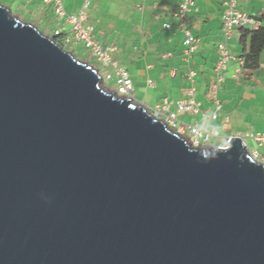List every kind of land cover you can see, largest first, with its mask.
<instances>
[{"label": "water", "instance_id": "water-1", "mask_svg": "<svg viewBox=\"0 0 264 264\" xmlns=\"http://www.w3.org/2000/svg\"><path fill=\"white\" fill-rule=\"evenodd\" d=\"M0 264H264V163L193 147L0 3Z\"/></svg>", "mask_w": 264, "mask_h": 264}, {"label": "crops", "instance_id": "crops-1", "mask_svg": "<svg viewBox=\"0 0 264 264\" xmlns=\"http://www.w3.org/2000/svg\"><path fill=\"white\" fill-rule=\"evenodd\" d=\"M12 1L41 9L44 22L57 25L52 8L42 0ZM180 1L94 0L89 14L97 40L102 45L113 46L120 66L131 74L136 102L153 110L169 101L173 109L174 101L185 97L194 83L202 113L181 114L180 125L198 124L203 129L217 131L206 145L223 146L228 138L243 136L249 147L264 157V145L259 146L247 137L249 133L264 135V47L255 59L251 58V36L244 29H236L227 42L236 59L221 70L214 92L218 46L224 40L223 0H196V7L188 13V28L199 39L190 61L183 54L184 35L177 29L178 21L174 17ZM82 4L83 0H64L70 13H77ZM237 8L260 19L264 27V0H239ZM62 23L69 30L70 24ZM165 24H171L172 28L167 29ZM189 71L197 72L194 82L188 78ZM148 80H152L151 86ZM218 104L221 108L213 119Z\"/></svg>", "mask_w": 264, "mask_h": 264}, {"label": "built area", "instance_id": "built-area-1", "mask_svg": "<svg viewBox=\"0 0 264 264\" xmlns=\"http://www.w3.org/2000/svg\"><path fill=\"white\" fill-rule=\"evenodd\" d=\"M45 5L52 8L53 13L58 21L54 27L53 36H63L64 45L77 48L82 45L84 49L89 51V55L97 60L99 66L105 71L102 76V84L109 91H114L118 96L133 97L134 81L128 70L121 67L119 61L114 56L115 48L109 45H102L96 38L95 25L93 24L89 8L94 0H83V4L77 13H70L66 10L64 0H42ZM239 0H223L224 12L222 14V28L224 40L218 46L219 61L217 64V74L213 83V90L216 92L218 82L221 79V70L226 69L227 65L236 59V56L230 53L227 42L233 36L236 29L258 30L262 27V21L258 18L250 16L248 13L238 10L237 3ZM196 7V0H181L180 4L174 13L177 19V29L184 35V51L185 58L190 61L198 49L199 39L188 28V13ZM62 21L69 23V30ZM167 29H171V24H165ZM67 30V31H66ZM66 32V34H64ZM165 55L164 57H166ZM188 78L194 82L197 76L196 71H189ZM153 84L152 80H148V85ZM194 84V83H193ZM192 84L187 92V95L181 99L174 101V107L171 108V103L165 101L162 105L154 108L152 114L162 119L171 129L183 135L193 147H201L215 135L217 131H210L201 128L198 124L182 127L180 125L179 116L181 114L200 115L202 113L201 102L196 97V87ZM215 99V95L213 96ZM221 106L217 105L216 112L212 118L217 117ZM184 126V125H183ZM243 143L258 162L264 163V157L256 150L249 147L245 137L240 136ZM247 137L253 138L257 145H264V135L249 133ZM228 138L225 145L228 147L231 141Z\"/></svg>", "mask_w": 264, "mask_h": 264}, {"label": "rangeland", "instance_id": "rangeland-1", "mask_svg": "<svg viewBox=\"0 0 264 264\" xmlns=\"http://www.w3.org/2000/svg\"><path fill=\"white\" fill-rule=\"evenodd\" d=\"M0 3L8 6L11 9V12L15 16H19L20 19L27 23H33L36 25L42 32H44L47 35L53 36L54 34V25H49L44 22L41 15V9L36 10L33 6L27 8L24 5L18 4V2H14L12 0H0ZM60 41L62 38H59ZM68 49L74 50L76 53H74L77 57H79L82 60H85L89 62L90 64H93L96 67H99V64L96 59L91 57L89 54V51L84 49L82 45L78 46L77 48H73L72 46H69ZM101 72L104 74L105 71L102 70ZM105 88L106 86L103 85Z\"/></svg>", "mask_w": 264, "mask_h": 264}, {"label": "trees", "instance_id": "trees-1", "mask_svg": "<svg viewBox=\"0 0 264 264\" xmlns=\"http://www.w3.org/2000/svg\"><path fill=\"white\" fill-rule=\"evenodd\" d=\"M244 30L251 36V46H250L249 56L255 59L257 52L264 47V27L262 26L258 30H248V29H244ZM53 37L57 42L61 43L66 49H68L63 43L64 42L63 36H53ZM59 38H62V40L60 41Z\"/></svg>", "mask_w": 264, "mask_h": 264}, {"label": "clouds", "instance_id": "clouds-1", "mask_svg": "<svg viewBox=\"0 0 264 264\" xmlns=\"http://www.w3.org/2000/svg\"><path fill=\"white\" fill-rule=\"evenodd\" d=\"M54 27H55V25H54ZM66 33V32H65ZM49 36H51V35H49ZM51 37H53V36H51ZM54 38V37H53ZM55 39V38H54ZM59 43V42H58ZM61 44V43H60ZM62 45V44H61ZM63 46V45H62ZM64 47V46H63ZM65 48V47H64ZM68 48V47H67ZM66 49V48H65ZM66 50H68V49H66ZM68 51H70V52H72L73 54L74 53H76L74 50H68ZM75 55V54H74ZM76 56V55H75ZM77 57V56H76ZM77 58H79V57H77ZM80 59V58H79ZM85 61V60H84ZM89 63V62H88ZM91 65H93V64H91ZM94 66V65H93ZM96 69H98V71H99V67H96V66H94ZM100 72V71H99ZM103 83V82H102ZM132 99H133V97H132ZM134 100V99H133ZM135 101V100H134ZM150 110V109H149ZM150 111H152V110H150ZM203 146H206V145H203ZM221 147V146H220Z\"/></svg>", "mask_w": 264, "mask_h": 264}]
</instances>
